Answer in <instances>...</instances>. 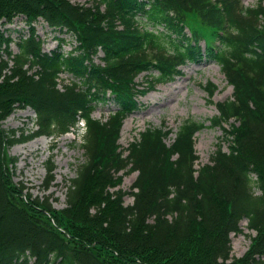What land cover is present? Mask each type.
Masks as SVG:
<instances>
[{
    "label": "trees",
    "instance_id": "1",
    "mask_svg": "<svg viewBox=\"0 0 264 264\" xmlns=\"http://www.w3.org/2000/svg\"><path fill=\"white\" fill-rule=\"evenodd\" d=\"M16 12L68 26L81 45L78 54L50 56L30 38L0 82V264H29L22 258L27 250L36 264H264V0L253 7L242 0H0V17ZM99 46L104 65L92 61ZM204 59L216 61L234 86L211 120L223 129L228 149L218 144L211 162L196 169L195 135L205 124L187 119L171 144V129L148 126L124 156L121 129L140 108L138 98L173 80L181 66ZM28 62L41 66L38 79ZM6 65L0 64V77ZM61 71L80 83L60 90ZM142 72L148 74L138 82ZM206 87L213 96L217 85ZM109 104L104 120L94 116ZM27 105L37 112L38 130L18 139L1 123ZM81 119L83 160L68 179L67 206L57 209L51 196L33 198L13 180L7 163L14 159L4 146L59 136ZM122 170L139 171L137 190L120 187ZM54 181L50 163L45 189ZM244 219L255 234L237 257L231 235L243 233Z\"/></svg>",
    "mask_w": 264,
    "mask_h": 264
},
{
    "label": "rangeland",
    "instance_id": "2",
    "mask_svg": "<svg viewBox=\"0 0 264 264\" xmlns=\"http://www.w3.org/2000/svg\"><path fill=\"white\" fill-rule=\"evenodd\" d=\"M85 2L86 0H73ZM259 0H244L247 6H253ZM204 44V42H203ZM182 76L175 80L160 84L146 96L140 98L141 108L128 117L122 130L120 142L123 147L128 146L139 135L145 127L165 125L173 131L182 121L188 118L205 122V127L197 133L196 149L199 154L197 166L211 161V156L218 143H222L228 149L227 141L223 138V131L219 127L211 125L210 119L217 114L215 104L211 103L205 85L212 81L218 85L214 95L217 102L230 97L233 88L228 84L225 74L220 66L212 60L202 61L201 63H190L183 67ZM144 79V74L140 75L139 81ZM108 105H99L94 114L104 119L107 115ZM29 109L27 116L20 115ZM16 115V116H15ZM12 116V119H11ZM35 112L30 108L15 110L3 123L2 128L9 132L16 131V137L20 138L23 134H31L35 131ZM83 128L78 132H70L60 138L38 137L27 142L16 143L9 148L10 156L16 159V163L9 167L13 173V180L24 184L32 196L43 198L51 196V202L55 208L67 206V185L70 178L76 175V166L83 160V151L80 148ZM78 134V135H77ZM175 134L168 142L173 141ZM46 140L45 144H39L34 151L22 153L19 147L28 144L33 140ZM49 160L54 161L55 181L49 190L45 189V179L47 176V166ZM137 177V172L127 174L121 187L129 190ZM255 177V176H254ZM256 190V193H259ZM134 198L131 195L125 196V203H132ZM243 233L232 234V249L234 256H241L248 249L250 235L255 232L248 228V220L241 221Z\"/></svg>",
    "mask_w": 264,
    "mask_h": 264
},
{
    "label": "bare ground",
    "instance_id": "3",
    "mask_svg": "<svg viewBox=\"0 0 264 264\" xmlns=\"http://www.w3.org/2000/svg\"><path fill=\"white\" fill-rule=\"evenodd\" d=\"M28 114H29V109H27L24 113L20 115L27 116ZM11 119H12V116H11ZM45 143H46L45 139L33 140L32 142H29L28 144H23L22 146H20L19 151L22 153H25L27 151H34L35 149L38 148L39 144H45Z\"/></svg>",
    "mask_w": 264,
    "mask_h": 264
}]
</instances>
